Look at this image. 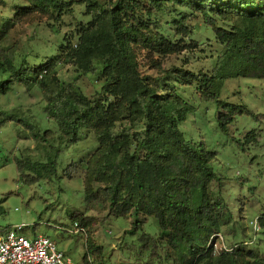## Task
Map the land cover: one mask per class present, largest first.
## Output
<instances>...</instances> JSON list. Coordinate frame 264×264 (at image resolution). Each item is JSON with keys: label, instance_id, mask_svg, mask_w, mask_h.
Wrapping results in <instances>:
<instances>
[{"label": "trees", "instance_id": "obj_1", "mask_svg": "<svg viewBox=\"0 0 264 264\" xmlns=\"http://www.w3.org/2000/svg\"><path fill=\"white\" fill-rule=\"evenodd\" d=\"M7 5L0 0V8ZM40 18L59 42L50 56L32 63L12 31ZM67 19L69 34L61 29ZM194 20L214 34L218 55L212 72L173 67L144 75L141 51L164 57L197 47ZM65 64L99 83L92 97L77 102L68 96L58 76ZM235 77L264 78V0H17L12 11L0 9V101L18 86L44 101L39 120L0 104V132L7 120L16 121L37 140L39 155L26 149L16 158L20 179L62 182L81 174L85 206L134 217L132 233L141 227L140 217L157 220L160 233L140 238V248L154 259L164 252L172 264H264V254L244 242L217 249V234L229 221L214 167L217 152L187 138L180 127L196 111L195 97L223 109L217 120L226 135L239 114L253 115L221 97L226 79ZM87 137L93 139L88 155L83 149L64 158ZM92 220L83 214L72 219L83 228ZM259 224L257 233L264 215ZM87 256L84 264H90Z\"/></svg>", "mask_w": 264, "mask_h": 264}, {"label": "rangeland", "instance_id": "obj_2", "mask_svg": "<svg viewBox=\"0 0 264 264\" xmlns=\"http://www.w3.org/2000/svg\"><path fill=\"white\" fill-rule=\"evenodd\" d=\"M7 3V7L0 9L12 11L17 0H7ZM71 23L67 19L61 28L62 33L71 32ZM192 23L198 26L193 33L198 41L197 47L164 57L141 51L140 70L144 75L159 76L173 67H183L195 73L212 72L218 55L214 34L202 22L194 20ZM12 39L21 51L28 54L32 63L50 56L59 42V36L42 18L16 26ZM59 56L63 59V54ZM58 76L68 96L77 102L92 97L99 88V83L92 76L79 75L71 64L60 66ZM170 79L176 83L174 76ZM221 97L245 106L253 115L239 114L233 131L226 135L219 129L217 120L223 109L213 101L195 97L192 101L196 111L180 127L187 138L202 141L208 149L217 152L214 167L223 183L219 194L229 207L225 215L229 216L225 218L229 221L223 220L221 233L217 234V249H230L244 242L249 249L264 254V228L259 233L257 229L255 233L252 226V221L264 215V78H227ZM0 104L7 111L19 109L39 120L44 101L40 93L30 94L18 86ZM123 124L121 122L118 128H123ZM23 129L18 122L7 120L0 132V229L16 228L25 223L28 227L24 234L50 236L60 250L78 263H83L88 254L90 264H157L160 261L172 264L164 260V252L154 259L147 248H140L143 244L140 238L144 233L152 236L160 233L156 219L140 217L141 227L132 233L134 217H112L100 207L85 206L81 174L62 182L29 184L21 180L15 166L17 156L26 149L27 154L39 155L37 140ZM83 149H86L85 155L93 150L92 137L84 138L80 145L67 149L64 158L68 152L77 153ZM82 214L93 220L86 226V232L75 233L72 219ZM91 243L95 246L92 251L89 249ZM138 256L142 258L137 260Z\"/></svg>", "mask_w": 264, "mask_h": 264}, {"label": "built area", "instance_id": "obj_3", "mask_svg": "<svg viewBox=\"0 0 264 264\" xmlns=\"http://www.w3.org/2000/svg\"><path fill=\"white\" fill-rule=\"evenodd\" d=\"M252 224L259 230V217ZM74 226L75 233L86 232L85 228ZM27 227L23 223L16 228L0 229V264H84L67 256L50 236L24 234Z\"/></svg>", "mask_w": 264, "mask_h": 264}]
</instances>
